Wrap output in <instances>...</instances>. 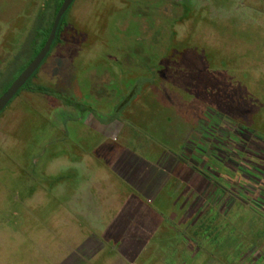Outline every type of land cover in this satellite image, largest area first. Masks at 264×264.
Returning a JSON list of instances; mask_svg holds the SVG:
<instances>
[{"label":"rangeland","instance_id":"1","mask_svg":"<svg viewBox=\"0 0 264 264\" xmlns=\"http://www.w3.org/2000/svg\"><path fill=\"white\" fill-rule=\"evenodd\" d=\"M45 5L0 0V94ZM65 17L32 82L48 95L0 115V264H264V215L245 206L185 238L215 203L181 152L208 114L264 143V0H75Z\"/></svg>","mask_w":264,"mask_h":264},{"label":"trees","instance_id":"2","mask_svg":"<svg viewBox=\"0 0 264 264\" xmlns=\"http://www.w3.org/2000/svg\"><path fill=\"white\" fill-rule=\"evenodd\" d=\"M63 1L64 0H42L43 4L45 2L53 6L52 13H49L50 19H46L45 12L47 13V11L44 12V9L51 10L52 6L50 8H47L46 5L42 6V10H40L38 14H35V16H32L33 23L31 28L29 31H27V28L24 30V33L29 35V42H22L21 44L19 41L16 46L17 50L19 48L22 55L25 56L26 62L21 66L20 72L14 76L11 81L3 82V80H1V86L4 85L1 94L6 91L15 78L41 50L50 32L54 17ZM65 18L62 22L53 49L59 44L60 36L66 31V28H64ZM38 21H40V23H38ZM10 56L11 54L8 55V57ZM11 61L13 62L14 60L11 58ZM2 73L3 70L1 69L0 76ZM35 77L36 75L21 91L25 90L46 94V90L42 87L33 86L32 82ZM154 79L156 78L154 77ZM29 84H31V87ZM19 94L16 97H18ZM127 100L128 98H125L119 105L120 109H122V107L124 108ZM64 105L68 107V103ZM80 110L81 109L79 108V111ZM207 120L208 122H202L200 125V138L188 141L191 147V154L188 155L184 151L185 148L181 149L184 157L183 163H188L193 171L197 172L207 180L209 189L212 192V203H215L212 206L209 204L211 206L210 209L200 218L202 224L195 226V229L192 231L193 237L189 238L184 234L186 235L185 238L190 239L194 246H197L198 243L206 237H211V234L209 233L211 224L214 223L215 220L216 222L218 219L220 220L222 215L220 216L219 210L225 208L227 211L229 205L238 206V209H236L238 211L245 206L253 212H258L259 215H264V143L261 141L262 138L255 135V132L252 130L244 129L233 121V125H231L234 127L237 126L238 128L235 129V131H227L224 129V122L226 123L227 120L220 116L212 117L208 114ZM243 132L251 134L260 143L258 144L255 141L252 143H248L249 141L243 143L240 140L243 137ZM174 155L178 156L176 152H174ZM226 160H229L230 163L228 164ZM253 192L255 193V196L250 198L249 194H252ZM213 211H215V213L212 217L211 213ZM257 240L258 239L253 242L256 244ZM238 255L242 256L243 252L240 251Z\"/></svg>","mask_w":264,"mask_h":264},{"label":"water","instance_id":"3","mask_svg":"<svg viewBox=\"0 0 264 264\" xmlns=\"http://www.w3.org/2000/svg\"><path fill=\"white\" fill-rule=\"evenodd\" d=\"M75 0H64L59 10L57 11L48 37L33 60L24 68V70L15 78L4 93L0 95V115L8 107V105L16 98L19 92L25 87L26 84L34 77V75L43 66L46 59L50 55L56 43L62 22L71 8Z\"/></svg>","mask_w":264,"mask_h":264},{"label":"crops","instance_id":"4","mask_svg":"<svg viewBox=\"0 0 264 264\" xmlns=\"http://www.w3.org/2000/svg\"><path fill=\"white\" fill-rule=\"evenodd\" d=\"M113 170V169H112ZM114 171V173L115 174H117V176H118V179H120L121 181H123L124 183H126L127 184V187L129 188V190H128V193H130V195L132 196V197H134V198H136L135 200H137V201H140L141 202V199H139L137 196H136V193H134L133 192V190L131 189L132 188V186H131V184H130V182L129 181H127L126 180V173L127 172H125V171H123V170H120V171H117V170H113ZM155 180V179H154ZM154 180H151V182L152 181H154ZM165 184H166V182L163 184V186L162 187H160V189H159V191H158V193H157V200H156V203L158 202V200L160 199V197H162V195L164 194V193H166V195H167V200H169L168 198H169V195H170V192H169V189H165L166 187H165ZM167 191V192H166ZM155 198V199H156ZM154 202H155V200H154ZM153 206V205H152ZM117 220H119V218H117L114 222H113V224H114V226L115 225H117V226H119V223L120 222H118ZM117 221V222H116ZM121 221V220H120ZM121 224V223H120ZM151 237H153V234H151V236H150V238ZM152 239V238H151ZM154 240H156V239H154ZM153 241V240H152Z\"/></svg>","mask_w":264,"mask_h":264},{"label":"flooded vegetation","instance_id":"5","mask_svg":"<svg viewBox=\"0 0 264 264\" xmlns=\"http://www.w3.org/2000/svg\"><path fill=\"white\" fill-rule=\"evenodd\" d=\"M68 11H69V10H68ZM50 54H51V53H50ZM49 56H50V55H49ZM49 56H48V57H49ZM46 60H47V59H46ZM45 62H46V61H45ZM39 70H40V69H39ZM38 72H39V71H38ZM38 72H37V73H38ZM37 73H36L35 75H37ZM35 75H34V76H35Z\"/></svg>","mask_w":264,"mask_h":264}]
</instances>
